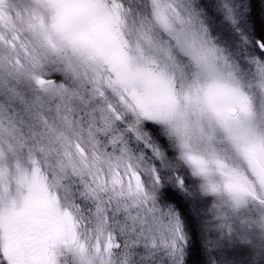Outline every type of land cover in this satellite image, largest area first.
<instances>
[{
	"label": "snow or ice",
	"instance_id": "obj_1",
	"mask_svg": "<svg viewBox=\"0 0 264 264\" xmlns=\"http://www.w3.org/2000/svg\"><path fill=\"white\" fill-rule=\"evenodd\" d=\"M0 264H264V0H0Z\"/></svg>",
	"mask_w": 264,
	"mask_h": 264
}]
</instances>
